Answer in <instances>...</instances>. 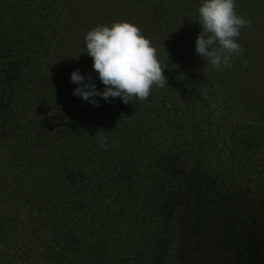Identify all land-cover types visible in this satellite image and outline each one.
Wrapping results in <instances>:
<instances>
[{
  "label": "trees",
  "instance_id": "trees-1",
  "mask_svg": "<svg viewBox=\"0 0 264 264\" xmlns=\"http://www.w3.org/2000/svg\"><path fill=\"white\" fill-rule=\"evenodd\" d=\"M202 2L0 0V264H177L179 240L180 264H264V0H236L222 72L195 53ZM115 18L167 84L97 107L70 77L104 90L83 36Z\"/></svg>",
  "mask_w": 264,
  "mask_h": 264
},
{
  "label": "clouds",
  "instance_id": "clouds-1",
  "mask_svg": "<svg viewBox=\"0 0 264 264\" xmlns=\"http://www.w3.org/2000/svg\"><path fill=\"white\" fill-rule=\"evenodd\" d=\"M198 22L202 31L195 40V53L217 72L231 68L232 58L243 52L238 43L241 30L251 26L250 20L237 13L236 0H203L198 8ZM83 40L104 90L99 91L91 76L82 75L77 69L70 77L78 85L74 96L99 107L96 97L108 102L110 98H120L128 104L133 99L146 101L154 88H165V66L151 40L137 25L128 21L97 25L84 34ZM95 139L101 149H108L106 136L96 134ZM112 146L118 148L119 141L113 140Z\"/></svg>",
  "mask_w": 264,
  "mask_h": 264
},
{
  "label": "rangeland",
  "instance_id": "rangeland-1",
  "mask_svg": "<svg viewBox=\"0 0 264 264\" xmlns=\"http://www.w3.org/2000/svg\"><path fill=\"white\" fill-rule=\"evenodd\" d=\"M63 1V3H64V5L67 7V8H72L73 7V5L75 4V2H76V0H62ZM116 22L117 21H128L129 22V19H114ZM194 61L197 63V64H201L202 65V67L200 68V71L199 72H202V70H203V64L201 63V61H199V60H196V59H194ZM195 63V64H196ZM181 246H182V241L181 240H179V242H178V244H177V246L175 247V250H174V252H173V257H174V260L176 261V263L177 264H180L181 262H182V256H181ZM232 251H231V249H229V251H227V254H226V256H227V264H234V262H233V256H232V253H231Z\"/></svg>",
  "mask_w": 264,
  "mask_h": 264
}]
</instances>
